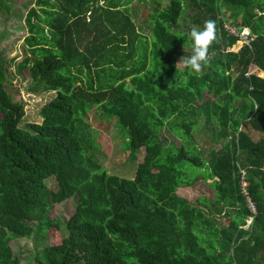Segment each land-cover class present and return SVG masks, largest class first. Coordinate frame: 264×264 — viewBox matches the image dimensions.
I'll list each match as a JSON object with an SVG mask.
<instances>
[{
    "label": "trees",
    "instance_id": "1",
    "mask_svg": "<svg viewBox=\"0 0 264 264\" xmlns=\"http://www.w3.org/2000/svg\"><path fill=\"white\" fill-rule=\"evenodd\" d=\"M133 1L35 0L29 56L16 68L32 91L57 95L41 124L21 127L25 112L7 91L0 53V264H22L12 243L38 230L49 244L35 264H264V0H153L150 39ZM184 9L197 28L216 22L201 75L176 67L192 42L175 31ZM92 108L116 120L133 161L145 148L133 178L93 159ZM203 126L219 144L207 158L194 143ZM165 128L183 145H165ZM199 180H211L213 199L177 194ZM75 197L64 237L52 211Z\"/></svg>",
    "mask_w": 264,
    "mask_h": 264
},
{
    "label": "rangeland",
    "instance_id": "2",
    "mask_svg": "<svg viewBox=\"0 0 264 264\" xmlns=\"http://www.w3.org/2000/svg\"><path fill=\"white\" fill-rule=\"evenodd\" d=\"M0 1L4 8L1 9L0 13V53L4 62H6L8 70L7 76L9 80L7 83V91L14 102L22 103L25 118L21 127L28 128L29 124H41L43 122L44 119L41 114L43 107L49 104L57 95L55 93L32 91V81L30 79L25 80L17 73V65L29 56L24 45V40L28 37L26 16L28 11L35 7V0ZM166 4H168V0L164 3V5ZM129 7L132 9L134 21L137 22L139 28L144 30L145 36L150 39L151 30L149 19L153 11L152 8L154 7L153 0H134ZM191 16L192 12L184 9L181 21L175 28V31L188 36L191 29L196 27L192 24ZM234 26H239V23L232 26L228 25L227 30L237 32V28ZM246 32L248 33H245L246 40H249V35L251 34H249V31ZM190 45L191 47H182L180 49L181 55L176 56L177 64L181 57L192 54V42H190ZM240 47L242 46L238 48L240 49ZM178 69L183 71L185 67L181 65ZM254 72L258 73L256 70ZM206 98L212 99L210 96ZM87 122L91 127L94 141L93 159L110 174H115L122 178H133L137 174L139 164L144 161L145 148L141 150L142 158L139 161H133L129 155V151L126 150L127 142H125L124 134L117 127L115 119L108 120L106 116L101 115L98 110L92 108L88 112ZM253 135L256 139L260 137L259 134ZM160 139L167 146L180 147L184 143L182 138L168 128L160 130ZM194 143L203 152L204 158L208 157V153L212 149L217 150L219 148L218 143L216 145L211 142V131L204 126L203 130H197L194 133ZM198 172L199 169L195 168L193 174ZM210 182L211 180L207 182L199 180L192 187L179 188L177 194L192 202H195L200 197L213 199L214 191L209 186ZM47 183L49 188H56L55 179H50ZM78 205L79 199L75 197L61 204H57L52 211V219L60 222L64 237L68 236L67 225L75 215ZM218 222L221 225H225L224 218H218ZM251 223L252 221L249 224ZM48 244V234L40 230L30 240L12 243L14 253L19 255L23 260L22 264H35V256L42 254ZM28 251L29 254L26 253Z\"/></svg>",
    "mask_w": 264,
    "mask_h": 264
},
{
    "label": "clouds",
    "instance_id": "3",
    "mask_svg": "<svg viewBox=\"0 0 264 264\" xmlns=\"http://www.w3.org/2000/svg\"><path fill=\"white\" fill-rule=\"evenodd\" d=\"M189 35L192 40V54L181 57L176 67L183 65L194 74L201 75L204 69L211 65V48L218 39L216 22L208 19L204 22L203 28L193 27Z\"/></svg>",
    "mask_w": 264,
    "mask_h": 264
},
{
    "label": "built area",
    "instance_id": "4",
    "mask_svg": "<svg viewBox=\"0 0 264 264\" xmlns=\"http://www.w3.org/2000/svg\"><path fill=\"white\" fill-rule=\"evenodd\" d=\"M231 34H234V35H237V32L236 31H234V30H230L229 31ZM245 33H247V32H245ZM245 33L243 34V37L245 38V40H246V35H245ZM248 34V33H247ZM250 34V33H249ZM249 37H250V35H249ZM247 41V43L248 44H250V41L247 39L246 40ZM244 178L245 179H243V189H244V191H245V194L246 195H248V190H247V188H248V185H249V183H248V180H247V176H246V172H244ZM252 207L254 208V210L256 209V207L252 204Z\"/></svg>",
    "mask_w": 264,
    "mask_h": 264
}]
</instances>
